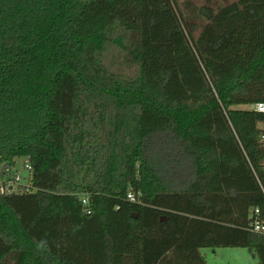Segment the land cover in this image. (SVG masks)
<instances>
[{
    "label": "trees",
    "instance_id": "1",
    "mask_svg": "<svg viewBox=\"0 0 264 264\" xmlns=\"http://www.w3.org/2000/svg\"><path fill=\"white\" fill-rule=\"evenodd\" d=\"M262 101L264 0H0V264H264Z\"/></svg>",
    "mask_w": 264,
    "mask_h": 264
},
{
    "label": "rangeland",
    "instance_id": "2",
    "mask_svg": "<svg viewBox=\"0 0 264 264\" xmlns=\"http://www.w3.org/2000/svg\"><path fill=\"white\" fill-rule=\"evenodd\" d=\"M235 0H178L181 8H191L193 6H200L208 4L217 8L218 6L233 2ZM26 159H17L15 167H13L7 173L0 174V183L8 181V178H14L15 175H19L21 180L17 183L15 188L19 184H26L29 177V171L25 167ZM11 181V180H10ZM205 256L208 264H260L257 256L248 248H204L201 250Z\"/></svg>",
    "mask_w": 264,
    "mask_h": 264
},
{
    "label": "built area",
    "instance_id": "3",
    "mask_svg": "<svg viewBox=\"0 0 264 264\" xmlns=\"http://www.w3.org/2000/svg\"><path fill=\"white\" fill-rule=\"evenodd\" d=\"M249 108H251V109H253L255 111L264 113V101L252 104V105L249 106ZM262 127H264V126H262ZM261 138H262V143H263V147H264V133H262V137ZM25 167L28 169V171L30 170V165H29V161L28 160L26 161V166ZM10 170L11 169H9L8 171H10ZM20 180H21V177L19 175H15L14 178H8V181L6 180L5 182H3V183H6L5 185L3 183H0V191L3 192V193L4 192L10 193V192H13V191H17L19 189L18 187L20 185H23V184H19L17 186V188H15L16 187L15 185L17 183H19ZM128 197L131 200L135 199V197L133 196L132 193H130L128 195ZM83 203H85V204L87 203V199L86 198L83 199ZM255 213L257 215L259 213V209H255ZM252 227H253V230L255 232H264V222L262 220H260L258 217H256L254 219V221L252 222Z\"/></svg>",
    "mask_w": 264,
    "mask_h": 264
}]
</instances>
